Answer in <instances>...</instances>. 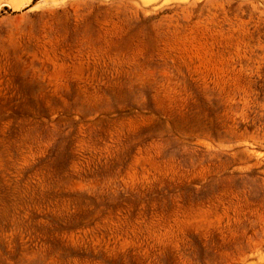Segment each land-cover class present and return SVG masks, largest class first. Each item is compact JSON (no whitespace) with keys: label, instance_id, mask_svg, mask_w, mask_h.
<instances>
[{"label":"rangeland","instance_id":"obj_1","mask_svg":"<svg viewBox=\"0 0 264 264\" xmlns=\"http://www.w3.org/2000/svg\"><path fill=\"white\" fill-rule=\"evenodd\" d=\"M0 264H264V0H0Z\"/></svg>","mask_w":264,"mask_h":264}]
</instances>
